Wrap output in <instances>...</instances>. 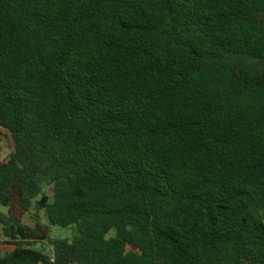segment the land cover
Instances as JSON below:
<instances>
[{
	"label": "trees",
	"instance_id": "16d2710c",
	"mask_svg": "<svg viewBox=\"0 0 264 264\" xmlns=\"http://www.w3.org/2000/svg\"><path fill=\"white\" fill-rule=\"evenodd\" d=\"M0 130V264H264V0H0Z\"/></svg>",
	"mask_w": 264,
	"mask_h": 264
},
{
	"label": "rangeland",
	"instance_id": "374dc122",
	"mask_svg": "<svg viewBox=\"0 0 264 264\" xmlns=\"http://www.w3.org/2000/svg\"><path fill=\"white\" fill-rule=\"evenodd\" d=\"M13 151V141L8 136L7 132L4 130H0V162H4L8 159L9 154ZM47 193L50 195L52 192V188L49 187L46 189ZM0 210L7 211V209L0 205ZM24 222H30L29 215L23 216ZM50 236L55 237H70L71 229H63L58 226H51ZM40 248H44L46 253L50 252V248L47 245H37ZM12 249V246L7 244L2 232L0 230V254H3Z\"/></svg>",
	"mask_w": 264,
	"mask_h": 264
}]
</instances>
